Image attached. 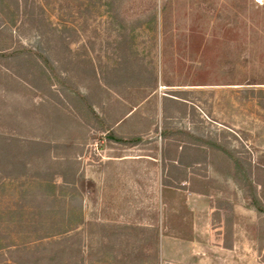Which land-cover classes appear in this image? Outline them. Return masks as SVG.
I'll use <instances>...</instances> for the list:
<instances>
[{"label": "rangeland", "instance_id": "1", "mask_svg": "<svg viewBox=\"0 0 264 264\" xmlns=\"http://www.w3.org/2000/svg\"><path fill=\"white\" fill-rule=\"evenodd\" d=\"M35 1L70 33L73 56L91 60L103 93L90 87L94 117L71 93L68 108L89 126L71 172L0 182V264L50 247L79 250L83 264H264V215L235 172L202 161L172 176L207 180L206 195L163 187L159 137L161 101L172 97L182 103L169 106L171 129L223 136L264 164V0ZM8 5L1 18L15 34L20 16ZM36 41L21 42L33 50Z\"/></svg>", "mask_w": 264, "mask_h": 264}, {"label": "trees", "instance_id": "2", "mask_svg": "<svg viewBox=\"0 0 264 264\" xmlns=\"http://www.w3.org/2000/svg\"><path fill=\"white\" fill-rule=\"evenodd\" d=\"M4 4H9L7 7L12 8L17 18L20 16L15 34L8 28V22L1 18ZM43 14V7L35 0H0V182L30 173L38 177L62 176L60 165L71 172V166L76 164L74 158L81 153L89 131L88 124L79 121L73 110L68 108L71 93L76 94L83 109L93 117V106H98L100 100L94 104L89 100L92 85L98 90H95L96 93H103L91 60L76 59L69 46L72 42L70 33L65 29L61 32L48 24ZM28 36L37 38L33 50L21 42ZM55 70L64 88L61 90H67V94L66 91L60 94L59 90L50 88L48 71ZM61 73L64 75L60 78ZM78 85L86 93H78ZM104 87L114 93L119 89L110 83L104 84ZM34 98H39V102L35 104ZM181 103L172 97H163L161 101L164 121L159 136L161 171L164 173L162 186L206 195L210 187L207 180L186 176L179 180L172 174L181 176L183 169L192 168L202 161H218L217 165L226 171L235 172L250 206L258 215H264V164L252 162L250 156L241 155L237 149L228 146L229 142L223 136L221 140L210 135L192 137L188 131L171 129L166 123L169 106ZM120 120L118 116L111 123L115 125ZM177 135L187 139L181 140ZM78 180L82 191L89 188ZM225 236L231 237V228L225 229ZM223 247L230 249L231 244L224 242ZM30 255L19 264L84 262L79 250L67 247H62V250L50 247L38 256Z\"/></svg>", "mask_w": 264, "mask_h": 264}, {"label": "built area", "instance_id": "3", "mask_svg": "<svg viewBox=\"0 0 264 264\" xmlns=\"http://www.w3.org/2000/svg\"><path fill=\"white\" fill-rule=\"evenodd\" d=\"M255 2L261 4L262 0H255Z\"/></svg>", "mask_w": 264, "mask_h": 264}]
</instances>
